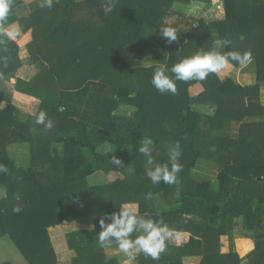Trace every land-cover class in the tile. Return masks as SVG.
Returning <instances> with one entry per match:
<instances>
[{"label":"trees","instance_id":"obj_1","mask_svg":"<svg viewBox=\"0 0 264 264\" xmlns=\"http://www.w3.org/2000/svg\"><path fill=\"white\" fill-rule=\"evenodd\" d=\"M218 1L114 0L109 11V0H54L51 9L19 17L21 0H12L3 29L17 24L18 37L30 33L26 49L35 68H25L16 40L0 33V80L15 79L12 94L0 89V164L8 168L0 173V238L11 241L24 264H56L49 227H97L98 216L130 202L147 218L189 234L182 246L168 240L159 260L140 254L132 264H182L187 256H198V264H241L239 250H219L220 237L238 218L257 238L246 253L249 263L264 264V105L254 101L264 86V0H222L223 18L196 16ZM168 26L178 33L171 45L159 32ZM213 49L250 50L254 83L213 73L204 81H176L175 95L152 86L157 67L170 69ZM147 55L154 57L150 64ZM196 83L202 90L191 95ZM197 104L213 105L214 115L196 111ZM119 105L134 108L121 116L114 114ZM40 110L54 121L52 130L35 124ZM233 122L239 126L231 137ZM146 136L154 141L155 163L168 162L169 147L179 141L183 170L176 183L154 185L147 177L146 158L138 152ZM198 159L217 166L214 182L192 177ZM95 172L122 178L88 188ZM149 195L167 211L148 207ZM16 205L23 211L14 213ZM74 249L72 264H116L88 245Z\"/></svg>","mask_w":264,"mask_h":264},{"label":"clouds","instance_id":"obj_2","mask_svg":"<svg viewBox=\"0 0 264 264\" xmlns=\"http://www.w3.org/2000/svg\"><path fill=\"white\" fill-rule=\"evenodd\" d=\"M53 2L54 0H42L41 7L51 9ZM11 3L12 0H0V33L8 40H14L19 32L15 27L3 29L11 10ZM113 6L114 0H109L108 10L111 11ZM159 32L167 45L177 41L178 33L174 27H164ZM223 43L227 46L231 41L225 39ZM251 59L250 50L222 53L213 49L207 52H198L181 59L170 69L166 66L157 67L153 73L151 84L160 93L175 95L177 92L176 81H204L209 74L219 73L225 69L230 61L245 65ZM35 124L42 125L49 131L54 128V121L43 110L35 115ZM153 151V139L147 136L144 137L142 143H139L138 152L146 158L147 164L152 166L146 169L149 180L154 185L161 182L166 185L176 183L178 174L183 170V165L180 162L181 145L179 141L169 147L168 162L166 163H155ZM111 162L117 166L122 163L116 156L111 157ZM7 172L8 168L4 164H0V173ZM12 211L18 214L23 211V208L16 205ZM106 219L110 222H106ZM99 224L101 230L97 235L98 245L102 248H108L115 243L119 251L130 262L135 261L140 254L151 257L152 260H159L160 255L167 250V241L172 236V230L162 219L146 218L128 204L119 206L118 211L105 213Z\"/></svg>","mask_w":264,"mask_h":264},{"label":"crops","instance_id":"obj_3","mask_svg":"<svg viewBox=\"0 0 264 264\" xmlns=\"http://www.w3.org/2000/svg\"><path fill=\"white\" fill-rule=\"evenodd\" d=\"M25 1L26 0H21V5L17 9V15L19 17L30 14L32 11L41 7V3H42V0H30L29 4H27ZM175 8H177V6H175ZM195 14L196 16L199 15L198 17L204 18L206 21L219 20L223 18L222 0H219L216 4L206 9L205 11L196 10ZM12 27H15L18 29L17 24L11 25L10 27H8V29ZM19 37L16 36V38H19ZM16 38L14 40H16ZM146 58L150 59V62L147 64H150L151 62H153L152 60H154L153 56L147 55L143 59H146ZM29 65L30 66L32 65L35 67V64H29ZM251 66L253 67L252 63H251ZM240 71H241L240 66L236 67L232 65L231 63H228L226 68L223 69L221 72L216 73V75L221 80L231 79L234 83H237V84L252 85L255 81L254 73H252L251 77L246 76L245 78L242 76L244 79H241ZM253 72H254V69H253ZM238 79H241L242 82H239ZM245 79H250V81L245 80ZM14 83H15V79L13 78L9 80H0V89L12 94L15 91ZM201 90H202V87L199 83H196L189 87V93L191 95L198 94ZM262 90H263V86L260 89V96L258 97V99H255L254 101L259 102L261 105H264V103L261 102L262 101V97H261ZM133 108L134 107H131L128 105H119L116 111L118 115L126 116L131 113V110ZM194 109L200 113L211 115V116L214 115V111H215L214 106L210 104H197V105H194ZM238 126L239 125L235 122L231 124V129H230L231 137H234L236 135ZM15 151L18 152L17 150ZM149 167H152V166L146 164L144 167V170L146 171V169ZM199 173H201V175H199ZM216 174H217V166L213 164L212 162L206 161L203 159H198L194 167L191 169L192 177L198 181L214 182L216 179L215 178ZM116 178H122V174L119 172H110L109 174H105L103 172H95L92 175L87 177V185H88V188H92L95 185H102V184L110 183ZM1 192L3 193L2 194L3 196H0V198L4 197V190L3 189L0 190V193ZM83 193H89V192H87V189H86L85 191H83ZM146 199L149 200L148 207L152 208L153 205H155L158 212H160L161 208L165 209L166 211L169 208L168 206H165V204L160 205L159 199H157L156 196L151 197L149 195ZM144 200L145 199H141V202H143ZM151 201H152V204H151ZM124 204H128L129 206L134 207L139 213L140 205L137 202H130V203H124ZM143 209L144 211H146V208L144 206H143ZM118 210H119V206L112 208L111 210L110 209L107 210L106 213H112ZM140 215L145 216L147 218V216H149V213L144 212V213H141ZM101 218L102 217L98 216L96 220L97 227L95 226V224L92 225V224H78L75 222H62L59 225L48 228L49 236H50L53 248L57 256L56 264H72L73 258L76 256L75 254L76 250L74 249L75 245H77L78 247L80 246L84 247L88 245L90 247H93L97 251H102L104 253V258L106 261L115 260L116 264H132L136 262V260L132 262L128 261L127 257L122 252L119 251L118 247L102 248L98 245L97 235L101 229L100 224H99V221ZM91 233L92 235H90ZM188 239H189L188 233L172 231V236L170 237L169 242L173 246H182L188 241ZM256 240H257L256 235L253 232H247L241 228V219L238 218L236 227L229 234H225L220 237L219 250L223 254V253L230 252L232 249L233 250L237 249L242 253L240 263L250 264L248 261V258L246 257V253L251 251ZM5 252H9L11 257L5 256ZM14 257H15V253L13 254V251L9 249L7 245H5V243L0 241V261H1L0 264H16ZM199 260L200 258L198 256H187V257H183L182 264H198ZM19 264H24V262L20 261Z\"/></svg>","mask_w":264,"mask_h":264},{"label":"rangeland","instance_id":"obj_4","mask_svg":"<svg viewBox=\"0 0 264 264\" xmlns=\"http://www.w3.org/2000/svg\"><path fill=\"white\" fill-rule=\"evenodd\" d=\"M29 1L30 0H26L25 2L27 4H29ZM187 12H189L191 14L194 13V11L189 10V9L187 10ZM30 39H31V37H30V33L29 32H26L23 36H20L19 38H16V40H17L16 42H17V44L19 46V56H20L19 58L24 63V67L25 68L27 67L28 64H30L29 63V59H28V52H27V49H26V44H27L26 42H29ZM144 61H145V64H147V63L150 62V59L146 58V59H144ZM28 66H30V65H28ZM30 67H32V65ZM240 70H241L240 71L241 79H244L243 77L246 78V76L251 77L252 73H254L253 72V67L251 66V62L250 63L247 62L245 65H240ZM241 79H238L239 82H242ZM245 80H249L250 81V79H245ZM261 97H262V101L261 102L264 103V86H263V90H262V93H261ZM114 114H117V111H115ZM102 150L106 151L107 150V146L103 147ZM20 151H23V150L20 149ZM19 154H21V153L19 152ZM199 175H201V173H199ZM2 194L3 193L1 192L0 196H3ZM0 241L5 243V245H7V247L13 251V254L15 253L14 259L16 261V264H19V262L22 261V258L19 255V253L17 252V250L15 249V247L13 246V244L11 243V241L8 240V238L6 236L1 237ZM51 243H52V241H51ZM5 256L11 257L9 252H5Z\"/></svg>","mask_w":264,"mask_h":264}]
</instances>
